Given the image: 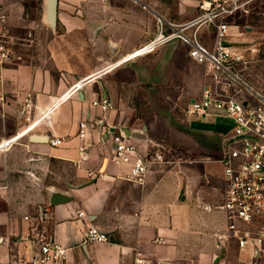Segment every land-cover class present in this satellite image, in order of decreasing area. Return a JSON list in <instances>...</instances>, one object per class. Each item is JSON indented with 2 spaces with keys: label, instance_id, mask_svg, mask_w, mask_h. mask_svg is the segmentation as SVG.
<instances>
[{
  "label": "crops",
  "instance_id": "1",
  "mask_svg": "<svg viewBox=\"0 0 264 264\" xmlns=\"http://www.w3.org/2000/svg\"><path fill=\"white\" fill-rule=\"evenodd\" d=\"M47 4L40 0L43 18L30 21L31 30L22 38L31 57L7 66L0 79V144L19 135L12 145L0 147V210H34L21 222L13 221L11 212L0 211V264H22L24 257L36 254L40 239L66 248L64 264H263L264 252L256 256L252 248H241L236 240L219 243L216 236L228 223L220 207L226 182L218 161L224 130L217 129L228 118L187 112L202 94L205 65L193 60L188 47L177 40L153 54L124 60L153 39L158 19L183 24L195 18L199 0H58L55 25L48 20ZM0 5L7 9L4 0ZM20 9L23 13L25 6ZM20 19L26 27L27 19ZM46 23L52 30H39ZM237 27L231 25L232 34L246 39L247 27ZM203 28L211 34L206 43L212 47L213 29L200 31ZM136 71L156 88H184L183 80L195 83V76L196 83L201 82L184 113L194 131L214 138L193 146L198 156L166 159L149 128L139 126L127 105ZM89 76L93 79L80 92L62 100L75 82ZM103 94L115 103L113 110L103 112L92 105ZM102 118L116 130L122 125L140 153L152 161L143 184L132 178L130 164L111 159L113 142L100 130ZM83 121L88 124L85 139L79 137ZM54 137L63 142L52 146ZM83 145L85 154L80 151ZM56 164L64 171L66 166L74 170V175H64L65 185L60 187L52 183L58 176ZM18 172L36 178L31 189L20 185L9 190ZM56 191L69 200L52 204ZM40 211L45 217L38 221ZM79 211L85 215L79 217ZM92 225L106 232L109 241L83 244V234ZM30 227L37 237L21 239Z\"/></svg>",
  "mask_w": 264,
  "mask_h": 264
},
{
  "label": "built area",
  "instance_id": "2",
  "mask_svg": "<svg viewBox=\"0 0 264 264\" xmlns=\"http://www.w3.org/2000/svg\"><path fill=\"white\" fill-rule=\"evenodd\" d=\"M246 3L241 0H199V14L195 18L183 24L160 19L155 38L132 51L124 60L153 53L162 45L179 40L189 46L193 60L209 66L211 81L204 86L201 96L191 101L187 112L200 117L219 113L232 122L231 127L220 133L218 161L226 182L224 202L220 207L225 211L228 223L225 232L216 236L219 243L236 240L241 248L250 247L259 256L264 252V96L251 93V99L243 98V86L246 84L240 79L237 69L244 58L238 46L230 43L229 18L243 10ZM8 23V13L0 5V79L4 69L16 64L20 58L17 46L23 40L12 34ZM202 27L213 29L211 48L199 39ZM118 64L111 65L110 69ZM92 79L89 76L75 82L62 100L80 92ZM26 105L31 106L30 99ZM92 105L103 112L115 108V103L107 94L93 100ZM98 122L101 132L112 138L111 159L130 164L132 178L143 184L152 162L150 158L140 153L122 125L116 130L103 118ZM87 128V122L80 123L81 139L86 138ZM18 136L0 144V147L12 145ZM62 142L63 138L50 139L52 146ZM80 151L85 154L87 146L80 147ZM78 215L83 217L85 212L79 211ZM44 217L45 213L40 211L36 218L41 221ZM107 241L108 234L92 225L85 230L82 243ZM1 243L3 239L0 238ZM38 244L36 254L31 258L24 257L22 264H64V246L50 239H40Z\"/></svg>",
  "mask_w": 264,
  "mask_h": 264
},
{
  "label": "rangeland",
  "instance_id": "3",
  "mask_svg": "<svg viewBox=\"0 0 264 264\" xmlns=\"http://www.w3.org/2000/svg\"><path fill=\"white\" fill-rule=\"evenodd\" d=\"M241 2H247L244 9L229 18V21L231 25L238 26L237 29L239 30L244 31L246 30L245 27H247L248 35L246 39L241 40L244 36L234 33L232 34V30H230V38L233 41L238 42L237 46L238 48L240 47L239 51L244 58V61L237 69L240 79L246 84L245 87L243 86V98L251 99V93H259L264 96V0H241ZM4 3L7 8V13L10 15V24L13 28V31L11 32L18 38L28 36V33L31 30L29 25L32 23L30 21H35L36 19L39 20L40 17L41 19L43 18L40 0H4ZM22 6H25V11L23 13L20 11L22 10L20 9ZM21 15L28 21H25L27 25H25L26 27H23L22 24L19 23L21 22ZM48 26V23H46L45 27L41 25L39 30H52ZM158 26L159 19L157 21L156 35L158 32ZM210 35V32H205V29L203 28L200 31L199 39L207 45L206 42L211 41ZM155 36L153 38H155ZM19 42L20 43L17 46V54L20 58L17 59V63L23 62L24 58H29L31 57L29 55L32 54L31 48H28L27 45H23V40L22 42ZM177 42H179V40H177ZM181 43L184 44L183 42ZM186 46L188 47L189 53L190 48L188 45ZM203 65H205V67L201 66V72L205 74L206 85L210 83L211 77L209 66H206V64ZM191 74L192 70L189 72L190 76ZM135 79L133 87H129V89L127 88L130 91L129 99H131L127 105L129 106L132 115L139 123V126H147L149 128L151 136L155 141H158V146L163 149V156L166 159L190 160L194 156H198V153L196 155V152L193 150L195 144H202L204 146L207 143L214 141V138L209 134L206 135L194 131L189 126L186 119H184L186 118L184 113L189 104L188 101L196 96L195 91L202 85L201 82L196 83V76L194 78L195 83L192 82L190 78H185L183 80L186 84L184 88L176 85L161 86L157 88L149 86L142 78H140V73L138 71L135 73ZM185 81L188 82L186 83ZM219 125L220 126L217 127L218 130H227L232 126V122L230 119L222 120V123ZM55 170L57 171L58 176H56L57 179L52 181V183H55L58 187L65 185L64 183H61L64 179V175L67 177L74 175L73 168L69 166H66V171H64L62 165L56 164ZM35 179L36 178L31 174L27 175V173L19 172L14 173L9 190L16 191L20 185H23L25 190L31 189ZM22 188L23 187H21V189ZM61 194L65 195L62 191L53 192L50 202H52V198ZM0 211L11 212L12 214L10 213V217H13V221L21 222L28 219L29 216H27V214L33 213L34 210H14V212L11 210ZM29 221L30 224L35 222L31 217ZM32 230L33 228L30 227V230L21 235L22 238H20L25 241L36 238L38 234H33Z\"/></svg>",
  "mask_w": 264,
  "mask_h": 264
},
{
  "label": "water",
  "instance_id": "4",
  "mask_svg": "<svg viewBox=\"0 0 264 264\" xmlns=\"http://www.w3.org/2000/svg\"><path fill=\"white\" fill-rule=\"evenodd\" d=\"M57 8H58V0H48V4H47L48 20L52 25L56 24ZM230 43L235 46L238 45V42H230ZM68 200H69L68 196L61 194L52 198V204H58Z\"/></svg>",
  "mask_w": 264,
  "mask_h": 264
}]
</instances>
